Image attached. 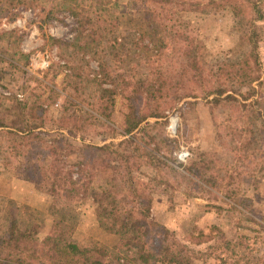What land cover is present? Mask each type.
Returning a JSON list of instances; mask_svg holds the SVG:
<instances>
[{
	"label": "rangeland",
	"instance_id": "obj_1",
	"mask_svg": "<svg viewBox=\"0 0 264 264\" xmlns=\"http://www.w3.org/2000/svg\"><path fill=\"white\" fill-rule=\"evenodd\" d=\"M192 1L199 2L202 10L188 12L176 7L167 10L165 40L168 45L183 44L186 32L191 28L197 39L200 67L208 68L222 61L234 66L246 60L254 67L258 78L240 86L238 92H230L235 100L230 99L225 106L217 104L214 96L201 98L197 91V97L171 104L157 116L147 117L132 131L139 153L152 150V154L166 160L179 172L163 166L158 169L167 183L159 185L150 215L197 251L191 264H234L238 259L240 248L234 252L217 248L221 244L215 237L217 230L231 241L245 235L244 256L260 257L264 263L261 241L264 235L258 225L264 217V133H261L259 149L262 152L256 158V165L250 152L244 153L242 148H237L241 147V141L235 137V133L249 125L244 122L246 118L243 109L238 108L239 103L256 100L264 117V0H251L255 7L251 5L247 11L231 10L224 0H216L207 7L203 4L208 0ZM56 2L0 0V119L9 123L6 108L10 106V98L27 101L34 112L40 110L38 106L43 108L45 125L37 130L44 132L48 139L63 136L68 142L63 145L68 148L60 152L64 154L69 150L71 153L64 157L65 160L75 161L81 141L115 145L129 137V134L119 135L126 111L124 96L129 89L118 80L121 77L116 76L112 83L117 86L118 93L113 95V105L107 109H104L107 102L98 105L96 85L80 80L84 76L91 77L97 70L96 56L80 51L77 58H73L60 52L61 43L55 39L70 38L75 17L67 11L52 12ZM77 4L80 7L92 4L87 12L91 14V20L85 24L88 32L100 36L107 30L108 36H115L133 50L141 45L140 36L147 30L141 12L145 8L143 0H108L101 4L94 0H77ZM105 26L107 29L103 28ZM35 51L49 53L51 60L47 69L32 67L31 55ZM154 60L135 59L129 65V73L132 71L137 75L142 70L153 69L156 66ZM110 65V72L114 73L116 68L113 63ZM126 70L123 67L119 71L125 73ZM190 72L188 69L186 74L183 73L184 78L178 86L185 83ZM76 73L80 78H73ZM71 97L78 103L76 106H68L66 99ZM78 105L108 112L109 122L102 124L93 119L85 124L80 119L74 120L73 116L82 112ZM64 111L71 115L64 118ZM134 145L137 146H130ZM51 148L50 152L55 153V148ZM181 150L186 151L183 159L178 156ZM130 152L136 154L133 150L127 153ZM34 158L42 163L49 160L44 153L36 154ZM140 160L141 168L136 170L154 173V163H149L147 155L142 154ZM64 164L67 169L76 168L68 162ZM17 172L10 166L4 167L0 160V235H5L12 209L19 213L24 224L35 225L38 240L50 232L52 221L57 218L72 227L70 238L80 247L110 251L116 245L117 235L108 229V225L98 222L89 196L91 188L105 186L108 178L103 174L92 178L82 201L65 208L51 203L46 193L36 191ZM141 178L149 188L155 189L152 181L145 176ZM243 197H252V205L247 200L237 205V200ZM248 215L252 219H248Z\"/></svg>",
	"mask_w": 264,
	"mask_h": 264
},
{
	"label": "trees",
	"instance_id": "obj_2",
	"mask_svg": "<svg viewBox=\"0 0 264 264\" xmlns=\"http://www.w3.org/2000/svg\"><path fill=\"white\" fill-rule=\"evenodd\" d=\"M56 1L52 12L67 11L75 17V27L70 38L55 39L61 43L60 52L72 55L73 58H77L80 51L96 56L97 70L91 77L84 76L80 80L96 85L99 92L96 101L98 105H105L107 102L104 109L113 105V95L118 93L117 86L112 83L116 76L121 77L118 80L128 87L129 91L124 96L126 111L119 135L129 134V137L115 145H96L81 141L77 146L78 158L75 161H70L69 158L65 160L64 157L71 153L69 150L64 151V154L60 152L68 148L63 145L68 144L65 138L59 136L48 139L44 132L37 130L45 125L44 109L38 106L40 110L34 112L27 105V101L10 98V106L6 108L9 123L0 119V160L3 161L4 167L10 166L18 170L17 175L36 191L46 193L51 203L65 208L82 201L90 189L88 185L92 178L96 174H103L108 178L105 186L91 188L89 196L98 222L108 225V229L112 230L118 239L110 251L103 248H83L71 240L72 227L55 218L50 232L38 240L35 236V225L24 224L19 219V213L16 214L10 209L5 235H0V264H191L197 256V251L179 239L175 231L150 215L153 197L160 189L159 185L167 183L159 168L163 166L178 171L166 160L152 154V150H144L142 154L149 157V163H154L152 165L157 172L154 170V173L144 174L136 170L141 168L142 154L139 153V145L132 131L147 117L157 116L160 110L170 107L171 104L187 97H197V91L200 92L201 98L214 96L217 104L223 103L225 106L230 99L235 100L230 92H238L240 86L250 84L258 78L254 67L246 60L234 66L222 61L208 68L200 67L197 61V39L191 28L186 32L183 44L168 45L165 40L168 29L167 10L176 7L188 12L199 11L202 10L198 6L199 2L143 0L145 8L141 12L147 30L140 36L141 45L133 50L115 36H108L107 30L100 36L87 31L85 24L91 20V14L87 12L91 10L92 4L80 7L77 0ZM94 1L101 4L108 0ZM215 1L208 0L203 6L213 5ZM16 2L21 3V0ZM224 3L231 10L242 11H247L252 5L251 0H224ZM82 13L86 15L82 16ZM103 28L107 29L106 26ZM80 57L83 58L82 55ZM152 58L155 59L156 65L153 69L142 70L137 75L132 71L129 73V65L135 59L150 61ZM111 63L113 68H116L114 73L110 72ZM123 67L127 69L125 73L119 71ZM73 68L74 66L71 69ZM188 69L192 71L188 74L189 78H185V83L178 86ZM75 75L73 78H80L78 73ZM66 101L68 106L78 104L72 97ZM257 103L252 100L238 104V108L244 111V122L249 125L240 129L238 134L235 133V137L241 141V147L237 148H242L244 153L250 152L255 165L256 158L262 152L259 148L263 137L261 133H264V117L261 116ZM64 108L66 110V107ZM78 108L82 112L79 115L72 112L74 120L80 119L85 124H89L93 119L102 124L109 122L108 112H98L79 105ZM70 115L71 113L66 114L64 111L63 117ZM131 144L137 146H130ZM51 146L55 148V153L50 152ZM130 150L136 154H128ZM41 153H44L45 157L49 156L47 162L42 163L34 158L36 154ZM132 156L136 158L131 161ZM66 161L76 166L75 170L67 169L64 164ZM140 175L145 176L149 182L152 181L155 189L149 188ZM252 199L243 197L237 200V205L244 204L243 201L246 200L252 205ZM246 217L252 219L249 215ZM258 225L264 235V217ZM216 232L215 237L221 241L217 248L223 247L229 252L240 248L234 264H264L261 263L260 257L250 259L244 256L245 235H239L236 240L231 241L220 230ZM261 241L264 244V238Z\"/></svg>",
	"mask_w": 264,
	"mask_h": 264
},
{
	"label": "built area",
	"instance_id": "obj_3",
	"mask_svg": "<svg viewBox=\"0 0 264 264\" xmlns=\"http://www.w3.org/2000/svg\"><path fill=\"white\" fill-rule=\"evenodd\" d=\"M32 67L40 70H45L50 65V55L46 51H35L31 55ZM180 159H183L186 156V151H180L178 155Z\"/></svg>",
	"mask_w": 264,
	"mask_h": 264
}]
</instances>
